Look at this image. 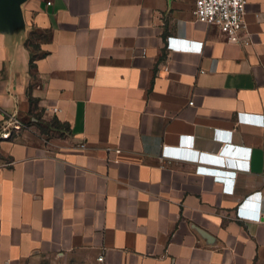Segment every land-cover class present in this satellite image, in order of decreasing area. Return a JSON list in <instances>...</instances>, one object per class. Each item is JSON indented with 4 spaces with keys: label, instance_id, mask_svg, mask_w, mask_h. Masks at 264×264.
<instances>
[{
    "label": "crops",
    "instance_id": "1",
    "mask_svg": "<svg viewBox=\"0 0 264 264\" xmlns=\"http://www.w3.org/2000/svg\"><path fill=\"white\" fill-rule=\"evenodd\" d=\"M22 10L0 31V264H264V0L248 44L195 0Z\"/></svg>",
    "mask_w": 264,
    "mask_h": 264
},
{
    "label": "built area",
    "instance_id": "2",
    "mask_svg": "<svg viewBox=\"0 0 264 264\" xmlns=\"http://www.w3.org/2000/svg\"><path fill=\"white\" fill-rule=\"evenodd\" d=\"M48 4H51V2L48 1ZM246 4L247 0H195V13L198 20L209 25L218 26L227 35L229 41L248 44L249 39L246 38L247 33L245 21ZM193 103V101H190V104ZM52 110L57 112L59 108L53 107ZM243 115L249 116L251 114L240 113L238 120L241 119L247 122L243 118ZM260 116L263 117V115ZM8 124H10V126H12L16 130H19L21 127L20 123L14 118H10L8 120ZM82 146L84 147V145ZM211 146L213 145L205 144L201 146V148H212ZM219 149L220 151L223 150L220 146ZM197 171L203 175H211L215 180L222 179V176L220 175L222 174V171L221 169H218L216 167L200 165ZM224 193L228 196L235 195V193L230 188L224 189ZM242 198L239 199L238 203H242L245 200L244 197ZM261 203H263L262 198ZM260 212L264 214V207L262 206V204ZM245 224L249 227V231H251L250 233L256 235L258 224L250 221H246ZM91 264H108L105 254L100 253L95 258V261Z\"/></svg>",
    "mask_w": 264,
    "mask_h": 264
},
{
    "label": "water",
    "instance_id": "3",
    "mask_svg": "<svg viewBox=\"0 0 264 264\" xmlns=\"http://www.w3.org/2000/svg\"><path fill=\"white\" fill-rule=\"evenodd\" d=\"M27 0H0V31H10L24 20L22 5ZM217 138H222L216 136ZM226 139V138H224ZM229 185H238L241 179H226Z\"/></svg>",
    "mask_w": 264,
    "mask_h": 264
},
{
    "label": "clouds",
    "instance_id": "4",
    "mask_svg": "<svg viewBox=\"0 0 264 264\" xmlns=\"http://www.w3.org/2000/svg\"><path fill=\"white\" fill-rule=\"evenodd\" d=\"M240 122L242 121V122H245V121H243V120H239ZM222 179H220V180H217L218 182H221L222 183V181H221ZM224 189H226V188H224Z\"/></svg>",
    "mask_w": 264,
    "mask_h": 264
}]
</instances>
